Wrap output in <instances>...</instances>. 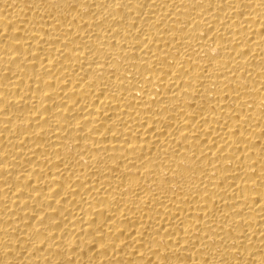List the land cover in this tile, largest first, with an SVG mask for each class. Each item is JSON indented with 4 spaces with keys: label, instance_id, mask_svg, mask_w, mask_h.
Instances as JSON below:
<instances>
[{
    "label": "bare ground",
    "instance_id": "1",
    "mask_svg": "<svg viewBox=\"0 0 264 264\" xmlns=\"http://www.w3.org/2000/svg\"><path fill=\"white\" fill-rule=\"evenodd\" d=\"M0 264H264V0H0Z\"/></svg>",
    "mask_w": 264,
    "mask_h": 264
}]
</instances>
